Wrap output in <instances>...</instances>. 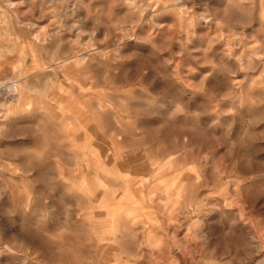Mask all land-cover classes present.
<instances>
[{
    "label": "clouds",
    "instance_id": "9594fccd",
    "mask_svg": "<svg viewBox=\"0 0 264 264\" xmlns=\"http://www.w3.org/2000/svg\"><path fill=\"white\" fill-rule=\"evenodd\" d=\"M0 264H264V0H0Z\"/></svg>",
    "mask_w": 264,
    "mask_h": 264
}]
</instances>
